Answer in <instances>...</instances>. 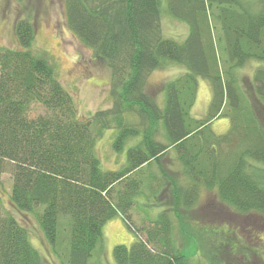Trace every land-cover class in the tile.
<instances>
[{
    "label": "trees",
    "instance_id": "obj_1",
    "mask_svg": "<svg viewBox=\"0 0 264 264\" xmlns=\"http://www.w3.org/2000/svg\"><path fill=\"white\" fill-rule=\"evenodd\" d=\"M163 4L187 25L182 42L161 35L162 0H64L68 29L110 73L112 105L89 118L79 117L53 63L32 53L35 33L28 19L15 23L18 48L0 47V175H11L16 211L39 209L38 224L51 247L58 244V216L70 218L67 264H88L103 241V226L114 219L135 235L130 245L112 248L115 264L229 263L221 249L234 255L240 246L228 243V227L220 231L227 244L215 245L218 256L192 263L183 252V242L205 236L189 218L201 191L214 192L239 215L264 221V7L248 0ZM212 22L219 26L223 56L210 34ZM251 61L259 66L243 91L237 70ZM167 62L185 72L163 85L161 105L145 81ZM198 79L211 88L202 119L191 115ZM221 117L229 128L217 135L210 124ZM111 129V150L125 152V164L103 171L96 140ZM170 153L175 168L163 163ZM161 194L170 206L156 202ZM142 196L158 212L137 227L131 210ZM221 211L210 210L205 218L217 220L210 214ZM256 250L250 252L259 258ZM0 264H46L1 204Z\"/></svg>",
    "mask_w": 264,
    "mask_h": 264
},
{
    "label": "rangeland",
    "instance_id": "obj_2",
    "mask_svg": "<svg viewBox=\"0 0 264 264\" xmlns=\"http://www.w3.org/2000/svg\"><path fill=\"white\" fill-rule=\"evenodd\" d=\"M165 1L162 0L161 35L166 39L182 42L188 32L187 25L172 18L166 12L163 4ZM248 1L257 4L258 8L264 7V0ZM19 19H28L31 22L35 33L34 42L31 46L32 53L43 54L53 63L57 78L63 88L71 95L79 117L82 119L89 118L97 111L111 107L110 73L107 65L105 61L97 58L93 51L85 47L68 29L65 21L64 0H0V47L18 48L14 26ZM210 34L216 43L219 55L223 56V53L220 52V42H218L220 36L219 26L213 22L210 24ZM258 66V63L251 61V63L249 62L237 70V76L243 91L244 89L247 91V88L251 85V79ZM184 72L185 69L181 65L172 62L162 64V66L148 74L145 81V90L153 94L159 104L162 105L164 101L163 85L178 78ZM210 98L211 88L209 82L198 79L196 101L191 109L192 117L202 119L206 116ZM210 128L217 135L225 134L229 128V120L226 117L216 119L211 122ZM115 133L112 129L106 130L96 140L95 152L103 171L116 170L125 164V152L115 154L111 150ZM172 158H174V155L170 153L163 162L166 167H176V165H172ZM11 186V175L5 171L0 175L2 211L11 214L26 229L30 244L38 251L46 264H67L68 238L70 236L68 221L70 225V218L68 216H58V247H51L44 240L38 224L37 214L39 209L31 213L16 211L10 202ZM168 198V195L163 197L161 194L156 198V202L160 205L170 206L167 203ZM147 204L146 198L139 197L131 210V222L137 227L147 217L158 212L149 206L147 208ZM194 209V215H191L190 212L189 218L192 222L195 220L198 225H201L196 226L195 230L198 231V228H203L205 236L193 238V241L188 243L183 242L185 244L183 252L192 263L206 261L209 255L211 258L222 252L225 261L229 262L225 264H264V221L255 216L244 217L237 214L232 208L222 205L215 193L209 191L199 193ZM204 209L205 211H203ZM221 209L223 210L221 215H218V213L210 214L217 217V220H211L210 215L208 220L205 218L210 210ZM204 224L210 225L203 226ZM225 227H228V229ZM225 229H230L228 231V243L240 246L234 255L225 254L227 248L221 249L219 252V249L215 246L226 243L222 238L223 234L220 233ZM231 230H234V232ZM219 233L220 235L215 237ZM133 236L135 237L134 233L124 225L122 220L108 221L103 226V241L93 252L88 264H115L112 257V248L116 245H130ZM175 238H177L176 235ZM177 243L181 244L180 238L177 239ZM207 244L214 245L210 249ZM252 247L257 249L254 253H257L259 258L250 252Z\"/></svg>",
    "mask_w": 264,
    "mask_h": 264
}]
</instances>
